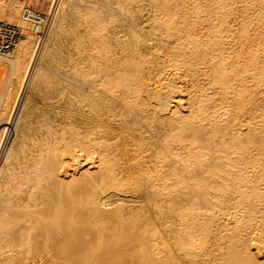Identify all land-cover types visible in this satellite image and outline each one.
I'll list each match as a JSON object with an SVG mask.
<instances>
[{
	"label": "bare ground",
	"instance_id": "1",
	"mask_svg": "<svg viewBox=\"0 0 264 264\" xmlns=\"http://www.w3.org/2000/svg\"><path fill=\"white\" fill-rule=\"evenodd\" d=\"M27 1L0 264H264V0Z\"/></svg>",
	"mask_w": 264,
	"mask_h": 264
},
{
	"label": "rangeland",
	"instance_id": "2",
	"mask_svg": "<svg viewBox=\"0 0 264 264\" xmlns=\"http://www.w3.org/2000/svg\"><path fill=\"white\" fill-rule=\"evenodd\" d=\"M1 1V0H0ZM23 1H27V0H23ZM38 0H28L26 3L24 2V5H25V8H27V9H31L32 10V8L33 7H37V9H39L38 7V4H36V6H35V3H38L37 2ZM28 5V6H27ZM32 5V6H31ZM48 5V4H47ZM30 7V8H29ZM45 7V6H44ZM43 7V8H44ZM48 6H46V8H47ZM34 9V8H33ZM55 9H56V7H55ZM55 9H52V8H50V9H43L44 10V13L42 14V16H44V17H42L43 19H45L42 23H40V26H39V28H38V26H36V28H35V31H33V35H34V38H35V40H36V44L34 45V49H37V50H39V49H41L42 48V46L44 45V43H46L47 41H48V39L50 38V33H49V27H50V23L52 22V17L54 16V13H55ZM46 10H48V11H46ZM50 11V12H49ZM49 12V13H48ZM47 15H46V14ZM51 14V15H50ZM53 15V16H52ZM51 16V17H50ZM24 17V16H23ZM31 18L33 19L34 18V20H36V21H32L33 23H37V21L39 20L37 17L35 18V17H33V16H31ZM48 18V19H47ZM49 18H51V19H49ZM21 19V18H20ZM1 20V19H0ZM4 21V22H3ZM6 21L7 20H4V19H2L1 21H0V23H6ZM20 21V20H19ZM10 25H16V23L15 22H10L9 23ZM17 26V25H16ZM1 29V28H0ZM19 31H20V29H18ZM25 30H27V29H25ZM25 30H23L22 29V31L21 32H19V38H18V44H20L21 42V40H24L25 38H27L28 39V30H27V32H25ZM1 32H2V30H0ZM20 42V43H19ZM17 47H19V45H16V47H14V51H13V53L12 52H9L8 54H2V53H0V68H2V69H4L5 68V70H3L2 71V69H0V74H1V76H2V74H3V76L2 77H0V97L2 96V98L4 97V96H6L5 98H1L0 99V106H2V107H0L1 108V110H0V112L1 111H4L6 108V103L8 104V101H11L12 102V100L14 101L15 99V97H16V93H12V91L15 89L16 90V88L18 87V85H17V82L15 81L16 80V76H14V75H17L16 73L15 74H13L14 72H15V69H14V72H13V69L11 68V67H13L14 65H11L10 66V64H12L8 59H10V58H14V56H15V54H16V51H17ZM12 54V55H11ZM3 56V57H2ZM4 58V59H3ZM9 66H10V68H9ZM8 69V71L9 72H7L8 73V75H5L6 73H5V71H7V69ZM1 72H3V73H1ZM13 72V73H12ZM13 74V75H12ZM5 76H6V78H5ZM12 77V78H11ZM11 79V80H10ZM14 81V82H13ZM5 82H6V86H5ZM10 82H12L13 83V85H14V83L16 84L15 86H16V88H14L11 84L12 83H10ZM8 84H10V85H8ZM8 85V86H7ZM12 87V88H11ZM11 89V90H9V92H8V89ZM13 89V90H12ZM26 89V88H25ZM15 90L13 91V92H15ZM17 91V90H16ZM7 92V93H6ZM11 92V93H10ZM4 93H5V95H4ZM11 94V95H10ZM24 94H25V91H24ZM24 94H23V96L21 97V100H20V103H19V105H18V108H17V112L20 110V107H21V104H22V101H24L23 99V97H24ZM11 96V97H10ZM13 96V97H12ZM9 100H8V99ZM13 98V99H12ZM6 99V100H5ZM4 102H2V101ZM11 102H9V103H11ZM4 105V106H3ZM20 106V107H19ZM3 108V109H2ZM19 109V110H18ZM4 121V120H3ZM3 121H1V122H3ZM11 130V128L9 129V131H6L5 133H4V135L6 136H4L3 138H2V145H0V149H1V147H2V149H4V147H5V145H7V142H9V136H10V131ZM9 132V133H8ZM8 133V134H7ZM5 141V142H4ZM0 151H2V150H0ZM258 255V259H260V260H264V255L263 254H257Z\"/></svg>",
	"mask_w": 264,
	"mask_h": 264
},
{
	"label": "built area",
	"instance_id": "3",
	"mask_svg": "<svg viewBox=\"0 0 264 264\" xmlns=\"http://www.w3.org/2000/svg\"><path fill=\"white\" fill-rule=\"evenodd\" d=\"M2 28V27H0ZM19 30H17V34L15 36L14 39H10L7 37V34H5V32H1L0 31V53H9L11 52L15 45L16 44L15 42H18L17 41V37L19 38Z\"/></svg>",
	"mask_w": 264,
	"mask_h": 264
}]
</instances>
